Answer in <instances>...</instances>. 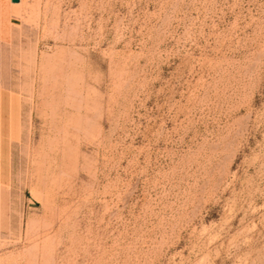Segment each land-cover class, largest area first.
Here are the masks:
<instances>
[{"label": "rangeland", "instance_id": "obj_1", "mask_svg": "<svg viewBox=\"0 0 264 264\" xmlns=\"http://www.w3.org/2000/svg\"><path fill=\"white\" fill-rule=\"evenodd\" d=\"M0 264H264V0H0Z\"/></svg>", "mask_w": 264, "mask_h": 264}, {"label": "water", "instance_id": "obj_2", "mask_svg": "<svg viewBox=\"0 0 264 264\" xmlns=\"http://www.w3.org/2000/svg\"><path fill=\"white\" fill-rule=\"evenodd\" d=\"M18 0H12V2H17Z\"/></svg>", "mask_w": 264, "mask_h": 264}]
</instances>
